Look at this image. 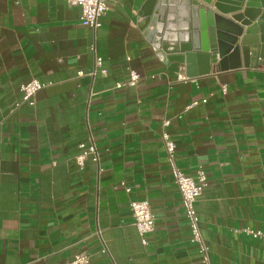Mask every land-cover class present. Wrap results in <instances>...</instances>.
Listing matches in <instances>:
<instances>
[{"label": "crops", "instance_id": "obj_1", "mask_svg": "<svg viewBox=\"0 0 264 264\" xmlns=\"http://www.w3.org/2000/svg\"><path fill=\"white\" fill-rule=\"evenodd\" d=\"M146 1L109 0L93 30L63 0H0V264H69L85 252L90 264H202L166 119L179 168L208 177L196 208L213 264H264V239L246 233L264 232V67L215 65L177 82L185 66L164 63L139 26ZM33 79L47 87L30 107L22 87ZM92 138L98 161L80 165ZM132 200L156 216L147 245Z\"/></svg>", "mask_w": 264, "mask_h": 264}, {"label": "water", "instance_id": "obj_2", "mask_svg": "<svg viewBox=\"0 0 264 264\" xmlns=\"http://www.w3.org/2000/svg\"><path fill=\"white\" fill-rule=\"evenodd\" d=\"M139 16L157 56L185 66L190 78L215 65L222 72L264 67V0H147Z\"/></svg>", "mask_w": 264, "mask_h": 264}, {"label": "built area", "instance_id": "obj_3", "mask_svg": "<svg viewBox=\"0 0 264 264\" xmlns=\"http://www.w3.org/2000/svg\"><path fill=\"white\" fill-rule=\"evenodd\" d=\"M68 5L80 7L82 10V24L90 29L98 30L102 27V18L111 10L109 0H63ZM103 60L96 59L95 70L91 73L92 76L97 75L99 69L102 68ZM106 74V71H102ZM81 76L83 73L80 74ZM177 82L179 83H197V78L188 77L183 71L178 72ZM140 82V76L135 71H130V81L127 86L135 87ZM126 86V85H125ZM47 85L37 79H33L22 87L24 93V103L30 107L36 106L37 94L46 88ZM226 93L227 89L223 88ZM171 126V120L166 119L163 124L162 141L168 156V162L172 177L176 187L181 195L182 207L184 216L188 221L191 233V242L198 248L201 256L202 264H213L211 259L210 248L203 236L201 229V219L197 212L196 205L202 197L206 187L208 186V177L203 170L197 172L195 177L187 176L177 164V145L167 131ZM83 153L78 157V163L83 165L85 160L92 156L94 161H98V152L96 144L92 138L89 146L82 145ZM128 194L131 189L122 184ZM130 208L135 219V226L142 238L144 245L148 244L147 236L153 234L156 230V216L151 209V205L147 200H132ZM246 233L255 239H264V232L247 230ZM92 255L90 253H79L69 264H90Z\"/></svg>", "mask_w": 264, "mask_h": 264}]
</instances>
